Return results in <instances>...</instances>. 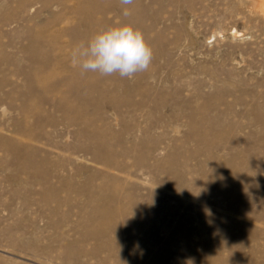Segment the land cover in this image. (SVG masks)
Returning a JSON list of instances; mask_svg holds the SVG:
<instances>
[{"label": "rangeland", "instance_id": "rangeland-1", "mask_svg": "<svg viewBox=\"0 0 264 264\" xmlns=\"http://www.w3.org/2000/svg\"><path fill=\"white\" fill-rule=\"evenodd\" d=\"M262 6L0 0V264H264ZM120 24L149 69L82 74Z\"/></svg>", "mask_w": 264, "mask_h": 264}, {"label": "clouds", "instance_id": "clouds-1", "mask_svg": "<svg viewBox=\"0 0 264 264\" xmlns=\"http://www.w3.org/2000/svg\"><path fill=\"white\" fill-rule=\"evenodd\" d=\"M124 6L134 0H120ZM124 16L130 15L127 7ZM153 52L143 33L131 24H120L100 30L87 41L76 45L71 52V61L87 72L101 76L118 74L121 78H133L136 73L147 71ZM138 247V245H137Z\"/></svg>", "mask_w": 264, "mask_h": 264}, {"label": "bare ground", "instance_id": "bare-ground-1", "mask_svg": "<svg viewBox=\"0 0 264 264\" xmlns=\"http://www.w3.org/2000/svg\"><path fill=\"white\" fill-rule=\"evenodd\" d=\"M260 1H261V3H262V4H263V6H264V0H260ZM263 6H262V7H263ZM235 32H236V30H235Z\"/></svg>", "mask_w": 264, "mask_h": 264}]
</instances>
